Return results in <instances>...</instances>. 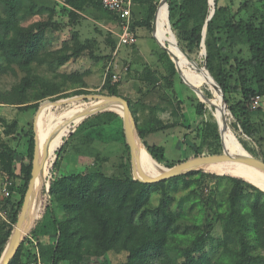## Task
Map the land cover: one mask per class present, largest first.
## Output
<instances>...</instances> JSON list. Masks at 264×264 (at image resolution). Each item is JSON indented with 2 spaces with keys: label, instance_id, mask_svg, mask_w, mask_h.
Returning <instances> with one entry per match:
<instances>
[{
  "label": "trees",
  "instance_id": "16d2710c",
  "mask_svg": "<svg viewBox=\"0 0 264 264\" xmlns=\"http://www.w3.org/2000/svg\"><path fill=\"white\" fill-rule=\"evenodd\" d=\"M133 1L141 8L142 20H134L132 29L135 30L136 26L151 28L158 3L156 0ZM219 1L215 0V14L208 21L211 13L209 0H169V17L163 24L165 29L163 31L160 22L156 21L154 34L159 42L162 35H166L167 42L164 47L167 48L171 42L177 57L176 65L183 80L203 101H206V96L202 88L206 85L210 88L206 75L209 77L213 91L210 90L211 100L207 103L212 106L213 111H216V107L219 109L241 149L250 154L230 128L228 111L224 106L219 87L228 105L229 93L241 94V102L235 106L230 105L229 110L238 119L243 133L248 138L254 139L257 132L251 121V112L254 110L251 109L250 104L255 96H264V6L259 19L235 22L230 17L229 8L220 6ZM45 2L46 5H44ZM64 3L63 11L69 15L71 23L81 19L87 9L94 8L103 15L111 17L118 25L116 17L104 9L100 0H64ZM51 5V0H0V59L3 57L9 35L20 25L21 18L28 13L37 15L44 11L54 14L55 9ZM211 5L213 7L214 0H211ZM207 22L206 55L203 60L205 68L198 70L190 61L185 60L180 50L184 49L182 42L188 44L190 53L202 49L203 31ZM41 28L37 26L35 29ZM172 28L179 44L173 35ZM33 33V30H29L26 38L34 35ZM226 44L233 48L246 46L250 57H236L235 63L231 64L230 58L225 55ZM21 46L22 55H25L24 40ZM116 48L115 43L113 50L116 51ZM166 56L171 68L167 81L169 86H173L177 71L170 56L167 53ZM69 59L70 57L66 56L64 61L67 62ZM32 61L42 64L45 60L35 57ZM32 61L21 66L25 76L11 90L0 93V103L15 105L22 112L37 113L41 101L47 98L59 95L50 99V101H58L70 96L89 94L82 89L85 86L80 77L71 75L65 77L66 81L78 83V88L81 89L75 91L73 95H60L62 91L58 86L46 82L34 73ZM10 70L14 71L8 65L7 67L0 65V74ZM232 81L236 83L235 86L231 85ZM104 89L108 96H119L118 85L112 83L111 71L107 73ZM129 104L137 123L139 136L146 147L138 139L142 149L141 159L137 160L139 167L148 176H158L161 173L158 163H167L166 150L158 144L147 143V137L156 133L157 129L150 123L147 126L139 124L137 111L130 102ZM47 106L43 104L42 108ZM115 109L122 113L121 107H115ZM86 110L87 108H73L56 117V121L63 127L64 134L54 152V155L56 154L54 174H57L56 170L61 166L65 156L67 144L64 146L62 144L71 130L83 121V113ZM204 110L205 104L198 102L196 113L202 116L205 113ZM48 111L44 112L39 120L40 160L44 158V148L47 144L45 118ZM74 115L77 116L74 123L64 124L65 120ZM120 119L121 116L112 111H105L86 119L81 125L88 132L84 137V143L91 145L95 141L93 135L99 132L98 128L111 125ZM217 122L219 123L218 118ZM29 126L26 134H21L27 139L29 154L26 157L5 142L0 133V172L8 175L12 182L9 187V197H5L0 188L4 196L0 200V210H5L9 218V224L5 222L4 226L0 224V262L18 222L32 178L35 133L33 125L29 124ZM17 127L16 123L6 126V135L14 133ZM219 127L225 150L235 155L238 145L223 131L220 123ZM162 129L166 130L167 127L164 126ZM215 134L219 138L217 131ZM120 135L125 153L112 175H108L104 168L97 166L103 161L98 157L94 159L92 167H88L86 172L54 175L49 182L50 200L45 208H43L44 203L39 202V196L45 185L49 187V183L46 182L49 163H43L44 172L35 182L29 210L31 219L26 227L27 234L36 224L31 237L37 245H34L32 239L27 238L10 264L36 263L37 249L42 264H61L62 262L87 264V259L97 262L110 252L126 254V260L116 264H264V192L245 181L234 163L213 165L220 168L223 174L237 177L232 178L233 184L226 206L219 204L217 209L211 208L201 224L198 219L189 222L188 214L172 210L171 197L165 184L208 174L203 171H194L155 184L141 182L134 174L124 128ZM249 150L255 153L254 150ZM173 166L172 164L168 167ZM20 182L23 184H19ZM157 188L162 189L161 199L158 206L152 207L151 197ZM15 195L20 196L19 201L14 200ZM1 218L0 214V221ZM218 221L222 223L223 229L221 253L218 260L212 262L205 253V247ZM27 245L33 247L29 248Z\"/></svg>",
  "mask_w": 264,
  "mask_h": 264
},
{
  "label": "rangeland",
  "instance_id": "374dc122",
  "mask_svg": "<svg viewBox=\"0 0 264 264\" xmlns=\"http://www.w3.org/2000/svg\"><path fill=\"white\" fill-rule=\"evenodd\" d=\"M161 1L157 0L158 7L162 5ZM51 2V6L55 9L54 14L45 11L37 15L28 13L21 18L20 25L9 35L3 57L0 59V65L1 67L8 65L14 71L10 70L0 74V93L11 90L25 76L21 66L31 62L36 57L45 61L42 64L32 61L34 73L46 82L58 86L62 91L60 95H73L75 91L81 89L78 88V83L66 81L65 77L71 75H78L84 83L85 87L82 89L89 93L84 95H107L104 85L108 68L113 61L114 63H112L117 65L114 73L121 74L120 81L116 83L119 96L127 99L137 111L139 124L147 126L150 123L157 129L156 133L147 137V143L158 144L166 150L167 163H158L154 159L158 163L160 171L170 168L168 166L172 164L175 166L197 157L221 155L225 152L221 129L217 122V110L213 111L212 106L207 103L208 100H211V89L207 85L203 86L202 91L206 96V101H203L197 92L185 83L178 72L174 78L173 86H169L167 78L170 76L171 68L166 56L168 52L163 48L167 42V37L163 34L159 42L154 35L153 23L151 28L136 26L135 31L139 34L137 44L122 47L118 55L114 57L113 44H118L120 30L111 17L103 15L94 8H89L82 14L81 19L71 23L69 15L63 11L64 0H51ZM219 5L229 8L230 17L235 22H248L254 18H260L264 0H220ZM167 19L166 9L161 7L156 21L160 22L163 31L165 29L163 24L167 22ZM134 20H142L141 8L137 5L134 9L132 22ZM37 26L42 28L37 30L35 29ZM29 30H33L34 35L26 38ZM22 40L25 44V55H22L23 52L21 51ZM177 41L179 44L178 38ZM182 45L184 49H181L180 52L185 60L190 61L198 70L204 69V48L190 53L188 44L182 42ZM225 55L230 58L231 64L235 63L236 57H250L246 46L233 48L228 44H226ZM66 56L70 57L67 62L64 61ZM169 56L172 60L171 55ZM227 69L229 68L227 67ZM231 85L235 86L236 83L232 81ZM71 97L74 96L68 98ZM51 98L42 100L41 105L50 102ZM228 99L227 111L230 128L247 152L264 161V101L260 109L251 112V121L257 133L254 139H250L243 133L238 119L229 110L230 105L235 106L241 102V94L231 92L228 94ZM198 102L205 104V113L202 116L196 113ZM95 103V100L76 101L60 107H53L46 113L45 125L51 123L48 133L49 153L47 162L49 163V170L46 176L47 183L51 182L54 175L63 176L86 172L88 167H92L96 157L103 160L97 166L104 168L108 175H112L117 169L125 153L124 143L120 135L122 128H124L122 117L111 125L98 128L99 132L93 135L95 141L91 145L84 143V137L88 132L81 127L82 123L74 127L62 144V146L67 144L65 156L61 166L56 170L57 174H54L56 161L54 152L64 134L63 127L55 122L56 117L61 116L69 109H88ZM109 111L119 114L115 108ZM36 115L37 113L34 111L26 113L20 111L15 105L0 103V133L2 138L24 157L28 156L29 151L27 139L21 134H26L30 127L29 124H32L34 128ZM13 123L17 124V129L11 135H6L5 127ZM164 126L167 127L166 130L162 129ZM216 131L219 138L216 137ZM34 133L36 135L35 131ZM141 142L143 143L142 140ZM137 144V158L140 160L142 149L138 140ZM238 147L241 149L240 145ZM249 149L254 150L255 153H251ZM240 165L253 179L254 175L246 168V165ZM203 169L201 171L208 174L207 176L196 175L165 184V188L171 197L172 210L186 213L189 216V222L198 219L200 224L211 208L217 209L219 204L226 206L228 194L233 184L232 178H237L223 174L220 168L213 165L204 166ZM7 177L8 175L0 172V188H3ZM19 184H23V182ZM47 188L45 185L39 196V202L44 203L43 208L50 200ZM161 193V188H157L153 193L151 197L152 207L158 206ZM3 197L0 192V200ZM19 199L20 196H14L15 201H19ZM0 214L2 217L0 224L2 226H4V222L9 224L6 211L1 209ZM29 218L31 215H27L26 222H29ZM35 225L28 231L24 241L27 238L32 239V230ZM25 231L26 229H23L22 234ZM222 239V223L218 221L215 223L211 238L205 247V253L212 262L218 260L220 256ZM27 246L33 247L32 245ZM125 260L126 254L110 252L97 262L93 259H87V264H104L106 262L116 264ZM61 264L70 263L62 262Z\"/></svg>",
  "mask_w": 264,
  "mask_h": 264
},
{
  "label": "water",
  "instance_id": "95a60500",
  "mask_svg": "<svg viewBox=\"0 0 264 264\" xmlns=\"http://www.w3.org/2000/svg\"><path fill=\"white\" fill-rule=\"evenodd\" d=\"M168 1L169 0H162L161 4L167 5L168 14H169ZM209 4L212 7L211 0H209ZM159 8L160 7H158V9H157V12L155 14V18L153 21L154 29L156 27V19H157ZM214 14H215V0H214V5L211 9V13H210L208 21L212 19ZM207 26H208V22L206 23V25L204 27V31H203L202 47L204 48L205 55H206L205 39L207 36ZM173 35L175 36L174 32H173ZM177 43H178V41H177ZM163 48L165 50H167L169 55H171L167 48H165V47H163ZM172 61L175 64L177 72L180 73L179 68L177 67L175 61L173 59H172ZM217 87H219L218 84H217ZM219 89H220V92L222 95V100L224 102V106H225V108H227V103L225 101L222 89L220 87H219ZM81 100H95L96 101L94 106L88 108L83 113L84 119L81 123H83L86 119H88V118H90L96 114H99V113H102L105 111H109V110H113L115 107H121L122 108V113H119V114L123 118L125 137H126L129 149H130V155H131L134 174H135L136 179H138L141 182H144L147 184H155V183L170 180L172 178L180 177V176L189 174V173L194 172V171H201L204 166H209V165H214V164H219V163H226V162L243 164V165H246V166H249L252 168H258V169H261L264 171V161L263 160L255 158L253 156L232 155L230 153H227V151L225 150V152L221 155L197 157V158H194L192 160L177 164L171 168L163 169L158 176H155V177L148 176L147 174H145L140 169L139 164L137 162V160H138V158H137L138 157L137 156V146H138L137 140L138 139L141 140V138H140L139 133H138L137 123H136L135 118L133 116L130 104L125 98H123L121 96H107V95H98V94L80 95V96H74V97L67 98V99H61L58 101H50V102L45 103L44 105H48L51 107H60V106H63L65 104H69V103H73V102L81 101ZM41 108H42V105L39 107V109L37 111V115L39 114ZM37 115H36V117H37ZM35 120H36V118H35ZM76 120H77V116L74 115V116L70 117L68 120H65L64 124H71V123H74ZM34 131L36 132L35 122H34ZM48 153H49V146H48V144H46V147L44 148V158L42 160L39 159V157H38V142H37V136L35 135V151H34V157H33V163H32V166H33L32 178L30 180L28 190H27L25 198H24V202H23V206L21 209V213H20L19 218H18V222L15 226V229H14V232H13L11 238H10V241H9V243L5 249V252L2 256L0 264H10L11 263V261L16 256L18 250L20 249V247H21V245L25 239V236L27 235L26 234L25 236H22L20 229L22 228V226L24 225V222L26 221L28 212L30 210L32 198H33V190H34L35 182H36L38 176H40L44 172L43 163L47 162ZM245 181L249 182L248 180H245ZM249 183L253 184L254 186H256L257 188H259L260 190H262L264 192V189H262V187L258 186L257 184H254L252 182H249ZM49 191H50V183H49V187L47 188L48 194H49Z\"/></svg>",
  "mask_w": 264,
  "mask_h": 264
},
{
  "label": "built area",
  "instance_id": "2783aa9c",
  "mask_svg": "<svg viewBox=\"0 0 264 264\" xmlns=\"http://www.w3.org/2000/svg\"><path fill=\"white\" fill-rule=\"evenodd\" d=\"M104 9L112 13L118 22L119 33H118V44L116 51L114 52V57H116L122 47L134 46L138 42V35L135 30L132 29V17L133 10L136 6L133 0H100ZM113 62V61H112ZM111 62L108 72L112 73V83L116 84L121 79V74L114 73L117 68L116 64ZM264 101V96L257 95L255 96L250 104L252 110H258L261 108V104ZM12 185V182L7 177L3 185L2 192L5 197L10 196L9 187ZM35 245L37 243L32 239ZM34 264H42L40 260L39 251L37 249V262Z\"/></svg>",
  "mask_w": 264,
  "mask_h": 264
},
{
  "label": "bare ground",
  "instance_id": "6f19581e",
  "mask_svg": "<svg viewBox=\"0 0 264 264\" xmlns=\"http://www.w3.org/2000/svg\"><path fill=\"white\" fill-rule=\"evenodd\" d=\"M161 6L166 9V11H167V18H168L169 17V14H168V7H167V5L162 4ZM167 49L170 52L172 59L175 61L176 64H178L177 63V57L175 55L174 50L172 49L171 42H169ZM206 78H207V80L209 82V86H210L211 90L213 91L212 85H211L210 80H209V77L207 75H206ZM50 108H52V107L51 106H47V107L42 108L40 110L39 114L37 115L36 120H35V128H36V136H37V142H38V157H39V159H40V129H39V120H40L41 115L44 112L48 111ZM216 110H217V114H218V121H219V123H220L223 131L226 132L227 135L237 145H239V142H238L237 138L233 134H231V132H230V130H229V128H228V126H227L224 118L221 116L220 111H219V109L217 107H216ZM237 154H241L243 156H251L250 154L246 153L245 151H242L238 146L236 147L235 155H237ZM234 164L238 167L240 173L245 178V180H248L249 182H252L254 184H257L258 186L262 187V189H264V180H263V178H264V171L263 170L258 169V168H252V167L246 166V168L250 172H252L253 175H254V178L252 179L250 176L247 175L246 171H244V169H242V166L240 164H238V163H234ZM255 180H257V182H255ZM28 215H30L29 212H28ZM29 219H31V218H29ZM27 224H28V222L25 221L24 222V225L20 229V232H21V235L22 236H25L26 235V231L22 234V230L23 229H26Z\"/></svg>",
  "mask_w": 264,
  "mask_h": 264
},
{
  "label": "crops",
  "instance_id": "0c3cea01",
  "mask_svg": "<svg viewBox=\"0 0 264 264\" xmlns=\"http://www.w3.org/2000/svg\"><path fill=\"white\" fill-rule=\"evenodd\" d=\"M156 2H157V0H156ZM137 6H138V5H137ZM135 7H136V6H135ZM137 35H139L138 32H137ZM140 54H141V52H140ZM55 122H56L57 124H59L56 120H55ZM50 124H51V123H49V124L47 125V144H48V133H49V126H50ZM57 124H56V125H57ZM59 125H60V124H59ZM60 126H61V125H60Z\"/></svg>",
  "mask_w": 264,
  "mask_h": 264
}]
</instances>
